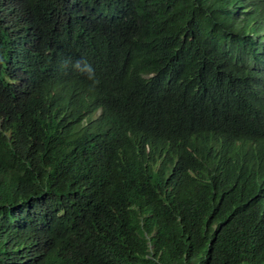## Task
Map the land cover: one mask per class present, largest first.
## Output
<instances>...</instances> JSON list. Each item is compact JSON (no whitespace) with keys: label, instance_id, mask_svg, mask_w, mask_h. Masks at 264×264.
<instances>
[{"label":"trees","instance_id":"1","mask_svg":"<svg viewBox=\"0 0 264 264\" xmlns=\"http://www.w3.org/2000/svg\"><path fill=\"white\" fill-rule=\"evenodd\" d=\"M75 86L84 108L61 120ZM158 154L196 181L180 192ZM248 160L264 162V0H0V163L18 182L0 230L45 231L41 264H264L256 189L224 188Z\"/></svg>","mask_w":264,"mask_h":264},{"label":"clouds","instance_id":"2","mask_svg":"<svg viewBox=\"0 0 264 264\" xmlns=\"http://www.w3.org/2000/svg\"><path fill=\"white\" fill-rule=\"evenodd\" d=\"M49 88H52L50 86ZM80 86H75L74 90L70 93L68 98L64 102H57L58 107L53 112L57 116L61 118V120H72L73 115L77 114L80 110H83L85 99H83L82 94L79 92ZM66 90V89H65ZM65 90H59L55 93H62ZM88 98V97H87ZM100 112L98 111L96 114H92L90 118L96 119L99 117ZM9 141H11L9 139ZM231 143H225L224 147L229 148ZM174 155H176L175 151H172ZM237 163V164H236ZM151 164L157 169H162L164 175L169 178L175 179H183L180 180L179 190L180 192H184L190 185H192L199 173L194 170H185L179 167L178 161L175 165L170 164V168L165 167L162 163V154L156 155V161L151 162ZM234 169L230 174V178L225 184L224 188L227 185H230L233 181H236L235 188L237 189H249L252 191L253 186L256 189V200L259 204V209L255 214L264 213V162L259 164L255 161H237L233 165ZM6 167L0 163V185L8 184V186L16 187L18 182L14 180L13 177L6 174ZM239 171L241 176H236V173ZM235 174V175H234ZM86 186V188L91 186L89 182V178L85 177L82 180ZM234 188V189H235ZM39 208V204H34L31 208L26 209V216H29L31 210H35ZM44 209H51L48 215L50 216L46 223H48L47 227H51L56 223H61V219L64 215L63 212L58 210L57 207H42ZM257 220L264 223V217H260ZM2 233V234H1ZM0 234L2 237L0 241H2L1 248L4 249L5 253H9L10 258H15L17 261H20L21 264H41L45 258H51L49 254L45 251V247L43 244L42 237L46 236L45 231L37 232L30 231L20 226H11L10 233H3L0 230ZM103 258H95L87 257L84 258L86 260L82 264H104L101 260Z\"/></svg>","mask_w":264,"mask_h":264},{"label":"bare ground","instance_id":"3","mask_svg":"<svg viewBox=\"0 0 264 264\" xmlns=\"http://www.w3.org/2000/svg\"><path fill=\"white\" fill-rule=\"evenodd\" d=\"M192 146V145H191ZM190 204V203H189ZM201 215V214H200ZM201 228V227H200Z\"/></svg>","mask_w":264,"mask_h":264}]
</instances>
